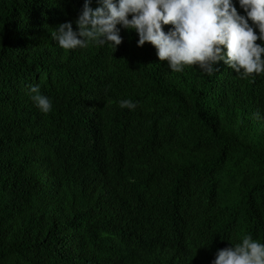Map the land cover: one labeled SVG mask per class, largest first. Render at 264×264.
<instances>
[{
    "label": "trees",
    "instance_id": "16d2710c",
    "mask_svg": "<svg viewBox=\"0 0 264 264\" xmlns=\"http://www.w3.org/2000/svg\"><path fill=\"white\" fill-rule=\"evenodd\" d=\"M84 2L0 0V264H154L167 233L187 251L205 238L264 243V73L223 61L211 76L173 72L120 25L116 49L64 50L51 31L75 29ZM37 83L47 114L28 91ZM88 215L107 233L139 219L144 229L88 261Z\"/></svg>",
    "mask_w": 264,
    "mask_h": 264
},
{
    "label": "clouds",
    "instance_id": "9594fccd",
    "mask_svg": "<svg viewBox=\"0 0 264 264\" xmlns=\"http://www.w3.org/2000/svg\"><path fill=\"white\" fill-rule=\"evenodd\" d=\"M237 2L245 14L238 11ZM91 4L92 0H85L75 29L72 21L52 29V38L62 49L102 44L116 49L123 41L120 25L138 33V46L153 45L159 60L167 61L173 72L198 65L211 76L223 61L241 77L264 73V43H257L264 42V0H97L95 8ZM164 25L172 27L165 31ZM28 91L42 113L53 110V101L40 84L31 85ZM119 104L132 110L137 107L130 98ZM254 116L264 120L259 110ZM114 209L117 216L133 217L131 209L116 207L115 202ZM141 221L133 225L118 222L109 233L103 226L92 225L89 215L80 221V230L90 240L82 243L88 249V261L98 259V252L107 255L124 248L144 229ZM159 239L154 264H264V243L251 234L223 247L218 239L196 240L189 251L186 245L178 247L168 233Z\"/></svg>",
    "mask_w": 264,
    "mask_h": 264
}]
</instances>
